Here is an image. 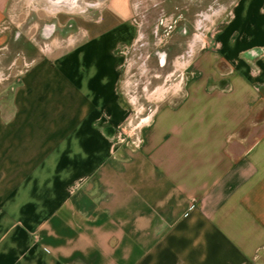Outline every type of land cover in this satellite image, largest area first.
Wrapping results in <instances>:
<instances>
[{"label": "crops", "instance_id": "crops-1", "mask_svg": "<svg viewBox=\"0 0 264 264\" xmlns=\"http://www.w3.org/2000/svg\"><path fill=\"white\" fill-rule=\"evenodd\" d=\"M132 2L0 0V264H264V0L215 16L145 118L121 90Z\"/></svg>", "mask_w": 264, "mask_h": 264}, {"label": "rangeland", "instance_id": "rangeland-1", "mask_svg": "<svg viewBox=\"0 0 264 264\" xmlns=\"http://www.w3.org/2000/svg\"><path fill=\"white\" fill-rule=\"evenodd\" d=\"M231 2L232 0H214L212 3H204L195 9H174L163 3V0H133L135 20L139 25L138 39L125 53L121 90L127 98L131 95L137 96L140 101L136 110L139 118H145L149 112L144 103V97H146L145 87L150 90L151 87L161 84L163 77L175 70V60L178 56L187 52L189 43L194 38L204 39L208 37L215 16L217 17L220 12L224 11L225 13H221L220 17L218 16V20H222L228 14L227 11L230 9ZM15 3L19 8H24L25 5L27 7V4H29L30 7H39L47 12L37 0H15ZM103 6L97 8L101 9ZM94 8L96 7L89 8L85 13L75 15L93 16L97 11L93 13H88V11ZM179 14L183 15V22H178L172 28V31L167 34L170 31L168 28L172 20ZM182 26L187 29L186 33L182 32ZM9 48L12 61L19 50V46L17 42H10ZM158 51L164 54L161 64L156 55ZM18 69L19 65L14 66L15 71ZM143 105L145 108H140Z\"/></svg>", "mask_w": 264, "mask_h": 264}, {"label": "water", "instance_id": "water-1", "mask_svg": "<svg viewBox=\"0 0 264 264\" xmlns=\"http://www.w3.org/2000/svg\"><path fill=\"white\" fill-rule=\"evenodd\" d=\"M109 0H37L41 7L50 14L64 13L68 15L85 13L89 8L101 7ZM260 49H253L247 53L250 60L261 54Z\"/></svg>", "mask_w": 264, "mask_h": 264}, {"label": "flooded vegetation", "instance_id": "flooded-vegetation-1", "mask_svg": "<svg viewBox=\"0 0 264 264\" xmlns=\"http://www.w3.org/2000/svg\"><path fill=\"white\" fill-rule=\"evenodd\" d=\"M212 1H214V0H163V3L168 4V6L173 7L174 9L175 8H178V9H181V8L195 9L204 3H206V4L212 3ZM98 10H99V8L96 7L94 9L89 10L88 13H93V12H96ZM183 20L184 19H183L182 14H179L175 19H173L169 28H168L170 31H168L167 34H169L172 31V28L175 27L178 22H183ZM181 29H182L183 33L187 32V29L185 27L182 26ZM163 53H165V52H163ZM156 55H157V57L160 61V64H161L162 56L164 54H162L160 51H158V52H156Z\"/></svg>", "mask_w": 264, "mask_h": 264}]
</instances>
